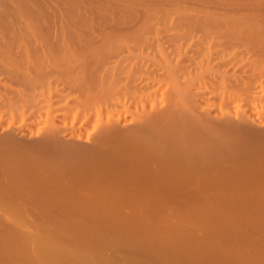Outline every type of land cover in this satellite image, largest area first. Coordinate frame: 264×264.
<instances>
[{"label": "bare ground", "instance_id": "1", "mask_svg": "<svg viewBox=\"0 0 264 264\" xmlns=\"http://www.w3.org/2000/svg\"><path fill=\"white\" fill-rule=\"evenodd\" d=\"M8 1L7 4H2L0 0V116L9 115L12 123L17 122L15 118L27 120L28 113L38 114V117L47 122L48 127L51 126V130L47 129V135L46 130L42 133L47 136L43 144L40 145L42 141L38 142V147L34 148L37 144L35 143L34 150L30 147L27 150H41L50 163L54 162L51 158L56 154H59L61 160L58 157L59 162L57 160L48 166L50 163H45L44 153L38 154L42 156L41 159L37 158L39 156L37 159L33 158L37 151L33 155L31 152L32 158L27 153L24 154L26 157L13 154V146L17 143L14 138L17 136H0V224H3L2 215L6 216L5 219L9 218L5 230L0 226V264H120L123 258H119L113 251L118 257L110 254L108 244L123 248H127L132 242L146 245L147 241L143 238L148 239L153 229L167 231L171 239L158 236L152 248L126 252L130 258L149 259L151 255L165 253L167 255L163 257V264H171L179 255V258L184 257L183 255L188 258L189 254L199 255L201 251H205L200 255L204 258L207 252L203 249L208 250L210 244L213 250L219 248V252H223L224 244L229 249L224 242H221L220 247L218 238L213 240V237L207 236L211 223H207L210 225L208 228L204 225L205 220L209 218L207 221H210L211 218L213 222V217L216 216V228L220 219H217V216L222 218L223 212L230 217L233 216L231 211L235 214L236 210L239 214V207L238 211L237 207L235 208L239 200L236 197L240 198L241 204H238L241 206L245 203L241 197H245V200L253 198L249 202L255 199V205L263 204L259 201L264 198V129L256 128L252 123L264 124V0H217L206 3L199 0L195 5L186 4L185 1L175 3V0H113L115 6L112 8V1L108 0V11L104 7L106 3L99 2V5L103 6L98 7L97 4V10L91 7L92 5L91 9L86 10L79 5L80 10L85 13L76 8L79 6H73L74 2H70V6L74 7V12L70 10L71 7L68 9L71 16L66 14L67 6L66 11L61 10L66 15L62 12L60 16L61 6L57 4L60 6L59 10L55 9L58 13L54 12L56 15H52V18L43 13L45 10L37 4L39 2L34 1L38 5L35 6L31 0L29 4L27 1ZM106 6L108 7L107 4ZM38 7L42 8L43 12ZM109 9H112V12ZM57 14H60L58 18ZM41 95L47 102V107L39 104ZM197 97L205 98L203 107L199 104L202 113L207 111L210 114L214 109L215 117L218 115L222 120L212 122L200 116L199 105L200 110L196 113ZM55 103L60 110L64 109L65 113L75 111V120L81 117H78V113H83L85 123L81 122V125L87 124L92 131L100 129L97 135H102L104 139L101 137V140L98 136L95 138L98 139L97 142H101L98 143L100 147L97 142L94 143L95 148L98 145L94 154L90 153L95 149L93 147L85 151L80 146L83 153L80 154L76 145L73 146L74 149L67 143V148L64 146L66 141L65 144L64 141L61 142L63 145L59 142L64 138H61L60 128L57 130L59 123L57 124L53 117ZM121 122H132L131 131L127 132L129 128H126L127 131L124 129L123 133L122 126L118 127V123L122 125ZM75 123L78 124L76 121ZM10 131L13 132L14 128ZM74 133H69L68 137H78L75 135L77 132ZM117 139L120 141L117 142ZM93 142L91 146H94ZM83 147L86 148L85 145ZM88 147L91 148L90 145ZM24 149L26 151L25 147ZM88 150L92 155H84ZM63 151L70 156H66ZM219 161L224 168L218 164ZM216 164L224 171L237 169L235 173L238 179H235L236 176L233 179L243 180L238 184L236 181L231 184L233 187L230 185L224 189H219L220 182H213L217 189L212 188L215 192L207 193L215 198H233L234 206L229 203L219 204L218 199L217 205V202L208 196L211 201L206 198L207 202L205 199L203 202V181L207 184L211 180L210 174L209 178L203 177L206 171V168L203 171V165H208V168L210 165L211 171ZM225 164L231 165L232 168H227ZM44 166L45 169L48 166V169L46 172L45 169L40 170V173H47V176L49 173L48 177L38 175L37 170ZM222 171L220 174H223ZM55 173L64 177L55 179ZM74 175L77 179L75 181L71 178ZM221 176L218 178L223 177ZM220 180L222 182V179ZM49 182L52 185L48 188L41 186ZM225 182H222L221 187L227 186H224ZM76 184L83 187V191L87 189V193L73 192L78 187ZM15 189L25 191L23 193L26 197L27 191L45 190L43 194L36 192L32 197L36 199L35 202L34 199L27 198L31 204L33 202V209L41 213L40 219L33 222L26 219L25 214L29 206L18 201L21 191L17 190L19 193L16 194ZM223 200L224 198L221 202ZM246 201L248 202V199ZM247 202L246 205H249ZM60 205L74 213L73 216L78 214L82 217L78 221L72 219L64 222L60 219L54 223L49 222L48 218L46 219L50 218L48 213L58 210ZM243 208L242 214L245 212ZM256 208L260 211V208ZM254 209L252 211H255ZM215 211L222 213L215 214ZM173 212L181 213V220L177 222L179 224L171 227L169 220L165 218ZM227 212H231V215ZM126 213L131 217L128 218ZM160 213L167 214H164L165 218L161 216L163 219H159ZM188 213H191L190 216ZM209 213L215 215L211 217ZM242 214L240 213V216ZM244 215L242 216L246 219L247 216ZM206 216L210 217L203 220ZM233 218H228L227 223H223L228 225V221ZM242 220L241 218L239 222H246ZM232 222L230 224H234ZM236 222L238 224V221H235L237 226ZM190 223L200 225L199 228L202 224V229H207L205 241L209 242L208 248H203L202 244L200 246L203 249L199 245L195 248L193 244L191 247L194 249L188 247L190 238H193L189 237L192 231L189 229V226H192ZM185 224H189V228H186ZM243 224L246 223L237 227L244 229ZM226 228L223 231L219 228L217 231L224 232ZM136 229H142V233L143 230L147 232V229L151 232L147 235L148 238H145L147 233L145 236L142 233L132 235L130 231L135 233ZM110 230L114 231L111 233ZM64 232L71 235L67 238L73 243L72 250L67 249L66 244L60 240ZM188 237L189 240H186ZM68 239L66 243H69ZM193 240L194 238L192 243H195ZM225 240L222 238V241ZM71 242L69 244H72ZM185 245L188 248L184 247ZM242 245L237 249L247 252ZM246 246L249 247L247 244ZM210 248L208 255L219 253L217 249L215 252ZM239 250H235L236 254L244 256V252L240 254ZM230 254H234L233 251L228 257ZM258 254L262 259L263 254ZM217 255L219 258L222 256ZM217 255L213 258L218 257ZM237 255L234 257L237 258ZM222 257L224 259H220L225 260V257ZM219 258L216 263L222 264L223 261L220 263ZM241 259L240 257L236 262ZM246 259L248 260V257ZM189 260L193 263L194 259ZM199 260L201 258L198 257ZM212 260L207 261H210V264ZM232 260L233 258L231 262ZM252 261L253 259L251 263Z\"/></svg>", "mask_w": 264, "mask_h": 264}, {"label": "rangeland", "instance_id": "2", "mask_svg": "<svg viewBox=\"0 0 264 264\" xmlns=\"http://www.w3.org/2000/svg\"><path fill=\"white\" fill-rule=\"evenodd\" d=\"M17 1H19V2H21V1H22V2H26V1H27L26 3L29 4V1H30V0H17ZM17 1H16V2H17ZM34 1H35V3L39 2V3H37V4H40V7L43 6L42 8H43V10H45V12H43L42 8H39V7H38V8L41 9V11H42L45 15L50 16V17H51L52 15H56V14H54V12H57V13H58V11H57V10L55 11V9H58V7H60V6H61V7L64 6V7H62V8L60 7V11H59V13H61V15H60V14H57L56 18H58V15L62 16V12L65 14V12H64V11H61V10L63 9V10L66 11V9H65L66 7H65V6H67V10H68L69 7H71L70 5H72L73 2L75 3V4L73 3V4H74L73 6H75V5H76V6H79V5L81 6V5H82V7L85 8V10H86V8H87V9H91V8H90L91 5H92L91 7H95L94 9L97 10V9H96V5H97V4H98L97 6L99 7V6H103V5H99L100 3H101V4L106 3V4L108 5V7L106 6V4H104V7H106L105 9H106V11H108L107 9L109 8V3H110L109 1H112V5H111V3H110L111 8H112L113 4H115V3H114L115 1H113V0H109V1H108V0H74V1H73V0H49V1H48V0H37V1H36V0H31L30 2H31L32 4H35ZM42 1H43V2H42ZM45 1H46V2H45ZM51 1H53V2H51ZM103 1H104V2H103ZM106 1H107V2H106ZM172 1H173V0H172ZM177 1H179V2H180V1H181V2L183 1V2H184V1H185L184 3H186V4L188 3V4H192V5H195V4H196V1H197V2H200L199 0H175L174 2L176 3ZM214 1H217V0H203V3H206V2H214ZM8 2H9L8 0H1V3H2V4H7ZM50 2H51V3H50ZM54 2H56V3H55L56 5L54 4ZM57 2H58V3H57ZM59 2H60L61 4H59ZM70 2H72V3H70ZM90 2H91V3H90ZM94 2H95L96 4H94ZM97 2H98V3H97ZM99 2H100V3H99ZM183 2H182V3H183ZM31 3H30V5H31ZM41 3H43V4L41 5ZM46 3L49 4V5H47ZM67 3H68V4H67ZM69 3H70V4H69ZM45 4H46L47 7L45 6ZM57 4L60 5V6H58ZM51 5H52V7H51ZM68 5H69V6H68ZM86 5L89 6V7H85ZM94 5H95V6H94ZM35 6H38V5L35 4ZM35 6H34V7H35ZM53 6H54V8H53ZM55 6H57V8H56ZM73 6H72L71 9H70L71 11L73 10L72 8H74ZM76 6H75V7H76ZM80 6H79V8H78V7H76V8L80 10ZM114 6H115V5H114ZM114 6H113V7H114ZM35 8H37V7H35ZM76 8H75V10L77 11ZM52 9H54V11H53ZM49 10H50L51 12H50ZM58 10H59V9H58ZM85 10H84V11H85ZM109 10H111L110 12H112V9H109ZM52 11H53V12H52ZM71 11H70V12H71ZM80 11H81V13H85V12H82V9H81ZM49 12L52 13V14H50ZM70 12H69V10H68V12L66 11V14L68 13V14L71 16ZM73 12H74V10H73ZM78 12H79V11H77V13H78ZM96 13H97V12H96ZM108 13H109V12H108ZM48 14H50V15H48ZM66 14H65V15H66ZM68 14H67V15H68ZM65 15H64V17H66ZM93 15L95 16L96 14H93ZM97 15H98V13H97ZM60 16H59V17H60ZM90 16H91V15H90ZM98 16H99V15H98ZM98 16H96V18H97ZM53 17H55V16H53ZM51 18H52V17H51ZM55 95H56V94H54V96H55ZM54 96H53V97H54ZM57 97H58V96H56V98H57ZM42 98H43V97H42V95H41V99H40V103H39V104H40L41 106H43V105L46 106L47 102L44 101V98H43V99H42ZM53 99H55V97H54ZM198 99H199L200 102H202V103L198 102V101H199ZM58 100H60L59 97H58ZM203 100L205 101V98H203V97H202V98H201V97H197V102H196V105H195V111H197L196 113L199 112V110H200L199 107H201V106L203 107V102H204ZM55 101H57V99H55ZM41 102H42V103H41ZM45 102H46V103H45ZM57 102H58V101H57ZM43 103H44V104H43ZM204 103H205V102H204ZM57 104H58V103H57ZM60 104H62V103L60 102ZM60 104H58V105H60ZM199 104H200L201 106H200ZM55 105H56V103L53 105V107H54V109H55V110H54V114H53L54 116H53V117H54L55 121H57V124L59 123V126H58L57 130H59V128H60L59 131H61L60 133H62V137H61V138H62V139L64 138L62 141H61L60 138H59V140H60L59 142L61 143V142L64 141L63 144H65V141H66V144H65L64 146L67 147V148H69V146H66V145H68L67 143H69V145L71 144L70 147H72V148H74V149H75V147H76V148H78L79 150H80V146H82V147H81V149L83 148L82 150H85V149H86V150H87V149L91 150L92 147L95 148V144H94V143H96L97 140H98V139H95V138H97V136H98L97 134H99L98 132H100V129H99V128H98V129H94V128H92V129H94V131H92V130H91V127L89 128V126H88L87 124H85V125H81V122L84 121V117H83L84 114H83V113H78V114H79V115L77 114L78 117H79V116H81V117L76 118V120H75V119H73V118H74V115H75V114H74L75 111H71V112H68V111H67V112H66L67 114H66L64 109H63V110H60V109H59L60 107L57 106V105H56L57 107H55ZM198 105H199V107H198ZM44 106H43V107H44ZM47 106H48V105H47ZM47 106H46V107H47ZM43 107H42V109H44ZM46 107H45V109H46ZM58 107H59V108H58ZM202 107H201L200 112L198 113V114H200V116H203L204 118H206V119H208L209 121H212V122H216V121L219 122V121L222 120V117H219L218 115H217V118L215 117L216 115H214V113H215V112H214V109H213V113H211L212 111L210 112V114L207 113V111H206V112L203 111V113H202V112H201V111H202ZM56 108H57V109H56ZM198 108H199V109H198ZM45 109H44V110H45ZM196 109H197V110H196ZM60 111H62V112L64 111V112L62 113V112H60ZM215 111H216V110H215ZM72 112H73V114H72ZM201 113H202V114H201ZM28 114H29V115L27 116V117H28L27 120H24V121H23V120L20 119V118H17V119L15 118V120H17V122L14 121V122H12V123L10 122L11 117H8L9 115H5V114H4L3 116H0V136H1V137H4V136H6V135H8V136H9V135H10V136H17V138H16V137L14 138L15 141H16L17 143H16V146H13V147H14V150L12 151V153H13V154L15 153V154H17V155L20 154V156H22V157H26V155H24V154L27 153V155L30 156V157L32 158V157H33L32 155H33V154H36L35 152L37 151L36 156L34 155V157H33V158L35 159L37 156H39V155H41V154L43 155L44 152H42L41 150H40V152H39V150H37V149H36L35 151H30V152H29V150H30V148H32L31 150H34L33 147H34L35 143H37V144L35 145L34 148H37V147H38V146H37V145H38V142L40 143V142L42 141V142L40 143V145L43 144L44 139H45V138L47 139V136H46V135H47L48 131L51 130V126L49 125V127H50V128H49L48 125H47V122H45V120H43V118L38 117V114H34L35 116H37L36 118H35V116H34L33 114H32V115H30L31 113H28ZM70 114H71V116H70ZM204 114H205V115H204ZM57 115H58V116H57ZM208 115H209V116H208ZM30 116H31V117H30ZM65 116H66V117H65ZM5 117H6V118H5ZM57 117H58V118H57ZM62 117H63V118H62ZM69 117H70V118H69ZM30 118H31V119H30ZM32 118H33V119H32ZM37 118H40V119L37 120ZM65 118H66V121H64ZM68 118H69L70 120H71V118H72V120L70 121ZM209 118H210L211 120H210ZM220 118H221V119H220ZM4 119H5V120H4ZM35 119H36V120H35ZM79 119H80V120H79ZM1 120H2L3 122H2ZM31 120H32V122H31ZM42 120H43V121H42ZM58 120H60V121H58ZM67 120H68V121H67ZM77 120H78V121H77ZM218 120H219V121H218ZM33 121H35V122H33ZM37 121H39V123H38ZM40 121H41V122H40ZM75 121L78 122L79 125H78L77 123H75ZM60 122H61V123H60ZM64 122H65V123H64ZM9 123H10V125H9ZM14 123H16V125H15ZM26 123H27L28 125H27ZM29 123H30V124L33 123V124L30 125ZM36 123H37V124H36ZM63 123H64V125H63ZM71 123H72V125H71ZM73 123H74V124H73ZM84 123H85V122H83L82 124H84ZM126 123H129V122H126ZM126 123H125V122H123V123L121 122L122 125H120V123H118V127L120 126L119 128H121V126H122L121 131H123V133H125V132H124V129H125V131H127V129L129 128L127 132H130L131 129L133 128V127H132L133 125L131 124L132 122H130L131 126H129L130 124H126ZM13 124H14V125H13ZM19 124H20L21 126H23L25 129H24L23 127H21ZM40 124H41V125H40ZM123 124H124V125H123ZM252 124H253V126L255 125L254 127H256V128L264 129V124H263V125L255 124V123H252ZM12 125H13V127H11ZM36 125H37V126H36ZM61 125H62V126H61ZM66 125H68V126H66ZM69 125H70V126H69ZM76 125H77V127H76ZM16 126H17V127H16ZM28 126H29L30 128H29ZM38 126H39V127H38ZM45 126H46V127H45ZM60 126H61L62 128H61ZM63 126H64V127H63ZM84 126L86 127V129H85ZM91 126H92V125H91ZM260 126H261V127H260ZM26 127H27L28 129H27ZM35 127H37V128H36V132H35V129H34ZM65 127H66V128H65ZM79 127H80V128H79ZM81 127H82V129H81ZM13 128H14V131H13ZM17 128H18V129H17ZM63 128H64L66 131H64ZM71 128H72V129H71ZM78 128H79L80 131L78 130ZM126 128H127V129H126ZM32 129H33V130H32ZM37 129H38V130H37ZM47 129H48V131H47ZM67 129H68V130H67ZM69 129H70V130H69ZM10 130H12L14 133L11 132ZM16 130H17V131H16ZM45 130H46V135L44 134V136H43L42 133H43V132L45 133ZM81 130H83V131H82L83 134H81ZM23 131H24V132H23ZM33 131H34V132H33ZM73 131H74L75 133H76V132H77V133L75 134ZM78 131H79V132H78ZM84 131H85L86 133H85ZM90 131H91V132H90ZM2 132H3V133L6 132V133H5V134H2ZM64 132H65V133H64ZM94 132H95V133H94ZM15 133H17V134H15ZM22 133H23V134H22ZM31 133H32V134H31ZM57 133H58V131H57ZM60 133H59V134H60ZM69 133H70V134H71V133H74V134L77 135L78 137H72V138H70V137H68V136H70V135H68ZM89 133H90V134H89ZM59 134H58V135H59ZM64 134H66L67 136L64 135ZM80 134H81L83 137H82ZM63 135H64V136H63ZM79 135H80V137H81V140H80ZM42 136H43V137H42ZM60 136H61V134H60ZM60 136H59V137H60ZM65 137H66V139H65ZM84 137H85V138H84ZM98 137H100L99 139H101V140H102V138H103L102 135H100V136H98ZM101 137H102V138H101ZM39 138H40V139H39ZM69 138H70V139H69ZM73 138H74V140H73ZM117 138H118V137H117ZM19 139H20V141H19ZM67 139H69V141H67ZM78 139H79V140H78ZM84 139H85V140H84ZM103 139H104V138H103ZM94 140H96V141H94ZM118 140H119V139H117V142H118ZM120 140H121V138H120ZM120 140H119V141H120ZM18 141H19V142H18ZM21 141H22V142H21ZM46 141H47V140H45V142H46ZM93 141H94V142H93ZM99 141H100V140H99ZM99 141L97 142V144L99 143ZM45 142H44V143H45ZM92 142H93V145H94V146H91V145H92ZM100 142H101V141H100ZM20 143H21L22 145H23V144H26L27 146H25V145L22 146ZM30 143H32V144H30ZM61 144H62V143H61ZM63 144H62V145H63ZM73 144H74V145H73ZM30 145H31V146H30ZM75 145H76V146H75ZM84 145L86 146V148L83 147ZM89 145H90L91 148L88 147ZM98 145H99V144H98ZM98 145H97V146H98ZM21 146H22V148H21ZM73 146H75V147H73ZM77 146H78V147H77ZM97 146H96V148L100 147V145H99L98 147H97ZM106 146H107V145H106ZM106 146H104V148H106ZM15 147H16V149H15ZM19 147H20V148H19ZM24 147L26 148V151H27V152L25 151ZM28 147H30V148L27 150ZM96 148L92 150L93 152L90 151V153L94 154L95 151H97ZM102 148H103V147H102ZM107 149H108V148H106V150H107ZM82 150H80L79 153H80ZM86 150H85V151H86ZM89 150H88V153H85V152L83 151V152H84V155H86V154H89L88 156L92 155V154L89 153ZM67 151H69V150H67ZM102 151L104 152L105 149L102 150ZM31 152H32V155H30ZM28 153H29V154H28ZM63 153L65 154L66 152L63 151ZM79 153H78V156L81 157V155H79ZM38 154H39V155H38ZM44 154H45V153H44ZM68 154H69V153H68ZM70 154H71V153H70ZM73 154H74V153H73ZM73 154H71V155H73ZM80 154H83V153L81 152ZM65 155H66V154H65ZM44 156L46 157V154L43 155V157H44ZM51 156H52V155H51ZM66 156L69 157L70 155H66ZM73 156H75V155H73ZM78 156H77V157H78ZM82 156H83V155H82ZM41 157H42V156H41ZM41 157L39 156V157H37V158L41 159ZM58 157H59L60 160H61V157L59 156V154H56V155L52 156L51 159H52L54 162H55V161L57 162V160H58V162H59V158H58ZM64 157H65V156H64ZM68 157H66V158H68ZM37 158H36V159H37ZM44 159H45V158H44ZM52 160H50V161H52ZM48 162H49V159H48V161H47V157H46V162H45V163H48ZM54 162H51V163L53 164ZM56 162H55V163H56ZM224 162L226 163L225 160H224ZM229 162H230V161H228V163H229ZM49 163H50V162H49ZM51 163L48 164V166H49V165H52ZM219 163H220V161L218 162V164H219ZM222 163H223V160H222ZM222 163H220V164H221L220 166H221V167L223 166V168H224V165H223ZM48 166H47L46 169H45L46 166H44L43 168L37 170V172L39 173L38 175H40V176L43 175L42 177H44V176L48 177V176H49V173H48V176H47V173H46V175H44V173L42 174V172L40 173V170L42 171V170H44V169H45L44 171L46 172V170L48 169ZM207 166H208V165H203V171H204V169L206 168V169H205L206 171H204L205 173L203 174V177L205 178V176L208 177V176L211 175V176H210V179H211V180L209 179L210 182H208L207 184L203 181V185L205 186V187H204L205 189L203 188V202H204V199L206 200V198H207V200H208V197H209V199L213 200L215 203L217 202V203H216L217 205H219V204H221V203H227V204L229 203V204H232V205L234 206V205H235V202H234L235 200H234L233 198H232V199L230 198V200H231V201H230L229 198L222 197V199L224 198V200H223V202H221L222 199H221L220 196H218V197L215 198L213 195L211 196V195H209V194H212L213 192H215V190L212 191V190H213L212 188L215 189V188L217 187L216 184L219 183V182H220V184H218V185L220 186L219 189L227 188V187H229L232 183L235 184V182H236L237 180L235 181V180L233 179V177L236 176V173H235V172H236L237 169H233V170L231 169V170H230L231 172H229V171L226 169V167H227V166H228V167L230 166L229 169L232 168V167H231V165H229V164H228V165L225 164V166H226L225 169H226V170L224 171L223 168H220V166L218 167V165L216 164L215 166H213L214 168L212 167L213 169H211V171H209V169H210L211 167H210V165H209V168H208ZM216 166H217L218 168H216ZM228 167H227V168H228ZM207 168H208V170H207ZM219 168H220L221 171L223 170V171H222L223 174H224V172H225L226 175L224 174V176H223V174H220L221 171L219 170ZM27 170H28V172H29V168H27ZM234 170H235V171H234ZM233 171H234L235 174L233 173ZM226 172H227V173H226ZM229 173H233V174H229ZM208 174H210V175H208ZM228 174H229V175H228ZM51 175L53 176V174H51ZM57 175H58V174L55 173L53 177H54L55 179H56V178H57V179H61L62 176L64 177V175H62V174H59L58 176H57ZM219 175H220V176H221V175L223 176V177L221 176L222 178H220V179H222V182H223V181H224V182L226 181V182H225L226 184L223 183L224 186L227 185L226 187H221V186H223V185H222L221 180L218 178V177H220ZM227 175H228V177H227ZM232 175H234V176H232ZM55 176H56V177H55ZM76 176H77V175H76ZM230 176H231L232 179H230ZM50 177H51V176H50ZM50 177H49V178H50ZM58 177H60V178H58ZM70 177H71V176H70ZM78 177H79V176H78ZM78 177H77V178H78ZM211 177H212V178H211ZM225 177H226V178H225ZM236 177H237V176H236ZM51 178H52V177H51ZM54 178H52V179H54ZM71 178L74 179L73 181L77 180V179H75V178H76L75 175H74L73 177H71ZM204 178H203V180H204ZM208 178H209V177H208ZM213 178H214L215 180H212ZM217 179H218V180H217ZM224 179H225V180H224ZM228 179H230V180H229V181H230V184H228V183H229V182H228ZM235 179H238V177L235 178ZM219 180H220V181H219ZM231 180H233L234 182H232ZM241 180H243V179H241ZM241 180H238L239 182L237 181L236 183H237V184L240 183ZM73 181H72V182H73ZM213 182H216V184H215V183L212 184ZM50 183H51V182H49V183H44L45 185H44V186L41 185V186H42V187L47 186V188H48V186L52 185V183H51V184H50ZM76 183H78V182H76ZM204 183H205V184H204ZM6 184H10V182H6ZM46 184H47V185H46ZM78 184H79V183H78ZM76 185H77V184H76ZM215 185H216V186H215ZM77 186H78V187H76V188L74 189L75 191H73V192H77L78 194H80V193H82V192H83V193H84V192L87 193V189H86V191H83V190H85L83 187H79V185H77ZM207 186H208V187H207ZM210 186H211V187H210ZM231 187H233V185H231ZM234 187H235V186H234ZM216 189H217V188H216ZM17 190H18L19 192L21 191L22 193L25 192V191H22V190H19V189H15L14 191H16V194L19 193ZM204 190H205V191H204ZM32 191H33V194H32ZM32 191H29V192L27 191V192H26V194H28L27 197L24 195V193L21 194V192H20L21 197L18 198V201L23 202V203H26V204L29 206V209H27L29 212L33 211V212H31L32 214L29 213L28 211H26V212H27V213L25 214V215L27 216L26 219H27V220L30 219L29 222H30V221H32V222H33V221H37L38 219L41 218V217H39V216H41V215H40L41 213H39L38 211L34 210L33 207H32V204H33V202H35L36 199L33 198L34 201H33V202L31 201L32 204L30 203L29 200H33L32 197H34V196L36 195V192H38L39 194H43L45 190H43V189H39V190H37L36 192H35L34 190H32ZM209 191H210V193L208 194L207 192H209ZM12 192H13V191H12ZM30 192H31V193H30ZM79 192H80V193H79ZM211 192H212V193H211ZM14 193H15V192H14ZM83 193H82V194H83ZM29 194H30V195H29ZM75 194H76V193H75ZM20 195H19V196H20ZM24 196H25L26 198H24ZM207 196H208V197H207ZM210 197H211V198H210ZM212 197H214L215 200H214V198H212ZM219 197H220V198H219ZM20 198H21V199H20ZM27 198H28V199L30 198V199L28 200ZM236 198H238V199L240 200L239 197H236ZM217 199H218V201L220 202L219 204H218ZM247 199H248V202H249V201H251L253 198H252L251 200H250L249 198H246V200H247ZM257 199H258V198H257ZM257 199H256V200H257ZM260 199L263 200V201H259V202H261L260 204H262V203L264 204V198H260ZM260 199H258V200H260ZM25 200H28V202H29L30 204H29L28 202H26ZM207 200H206V202H207ZM211 200H208V201H211ZM227 200L230 201L231 203L228 202ZM239 200H238V203L241 202V201L239 202ZM241 200H242V202H245L244 204H243V203H242V204H243L244 206H246L248 209H246V207H244V206L242 205V206L244 207V208H243V207L240 205L241 203H240V204L237 203L236 206H235V208L237 207L236 209H237V211H238V207H239V212H238L239 214L236 213V210H235V214H234V211H231V212H233V213H231V212H230V213H231V214L234 216V218L238 221V224H237V222H236L237 226H239V224H242V223H246V224H243V225H244V229H245L246 227L249 226L248 228H246V230H244L243 227H239V228H238V227L235 225V221H236V220H234L233 216H232V217L227 216L226 213H224V212H223V215L219 214V215L222 216V218H221L220 216H219V217L217 216V219L220 218L218 221H221V223H222L223 225H222L220 222H218L217 219H216L217 224L219 223L220 225L218 226V225L216 224V228H215L214 223H216V222H215V218H216V216H215V218H214L213 215H215L216 213H219V212L222 213V211H215V214H214V213H212V214L209 213V215L211 214L210 216L213 217V219H214L213 222H212V219H211V218H210V221H207V220L209 219L208 217H210V216H208V217L206 216V218L203 219V220H205V219L208 218L207 220H205V225H204V226H207V227H205V228H208V227L210 226L209 224L211 223V227L208 228V231H209V229H210V232H209V233L207 232V236L210 237V238L213 237V240L216 239V238H218L219 240H217V239H216V240L221 244V246L219 245L220 247H222V243H223V242L226 243V245L229 246V249H228V247H226L225 244L223 243V244H224V246L222 247V248H223V249H222L223 252H221V250H220V252H219V251H218L219 248H216V249H217V252H219V253H217V254H220V256L222 255V253H224V251H226V252L222 255V256L225 257V260L220 259V258H223V257L221 256V257L219 258V255H217V254H216V255H217L218 257L213 258V257L216 256L215 253H214V255H213V254L208 255V250H209L210 247L212 248V245L210 244V245H209L210 247H209V248L207 247V244H209V242L206 243L207 240L205 241V239H207V236H206V231H207V229H206V230H205V229H202V228H203V225H202V224H201L202 227H200V228L198 227V226H200V225H196V224L194 225V224L190 223V225L192 224V226H189V224H185V227H186V228H189V227H190L189 229L192 230V231L189 233V237H192V236H193V238H194V240H195V241L193 240V242H195V243H192L191 240H192L193 238H190L191 240H189V237H188V239H186V238H187V237H186L185 239L190 241V243H189L190 246L187 244V241L184 239V241H186L185 244L188 245V247H190L191 249H194V247H193V248L191 247V246H192L191 244L195 245V248H196V245H199V246H200L201 244L204 245V246L201 245L203 248H208V250H207V249H203V248L200 246L203 250H206L207 253L205 254V256H206L207 260H210V259L212 260V258H213V260L215 259V261L212 260L213 262L211 261L210 264H212V263H213V264H219V263H216V261H218V258H219V260H220L219 262L222 263V261H223L224 264H243L244 261H245V259H246L247 257H248V260L246 259V261H245L244 264H246V262H247V264H248V263H250V264H253V263H254V264H255V263H256V264H264V260H263V259H264V205H263V204L261 205V206L263 207V208L261 209V206L259 205V203H258V205H255V203L257 204V202L255 201V199L252 201V202L254 203V205H251V204H253L252 202H249V205H248V204L246 205V202H247V201L245 200V197H241ZM243 200H244V201H243ZM258 200H257V201H258ZM236 201H237V199H236ZM254 201H255V202H254ZM248 202H247V203H248ZM215 203H214V204H215ZM30 206H31V207H30ZM248 206H249L250 208H249ZM251 206H253V208H251ZM255 206L258 207V208H260V211H258L259 209H257ZM63 207H64V206L60 205L59 207H57L58 210H56V209L54 208L55 210H51V212L49 211L50 213H48V216H50V218L45 216L46 219L48 218V221H49V222L54 223L55 221L60 220V219H61L62 221H64V220L67 221V220H68V222H69V220L72 221V219H74L75 221H76V219H77V221H78V219L80 220V218L82 217L81 215H78V214L76 215L77 217H76V216H73V215H75L74 213H70V210H69L68 208H66V207L63 208ZM241 207L244 209L243 211H245V212H243V214H242V211H241V209H242ZM65 208H66V209H65ZM254 208H255V209H254ZM62 209H63V211H61ZM250 209H251V210H250ZM252 209H254L255 211H252ZM256 209H257L258 213H256V212H257ZM59 210H60V211H59ZM65 210H67V211H65ZM247 210H250V211H252V212H250V211L247 212ZM54 211H55V212H54ZM127 211H128V210H127ZM37 212H38V213H37ZM56 212H57V213H56ZM60 212H61L62 214H61ZM63 212H64V213H63ZM128 212H129V211H128ZM211 212H212V211H211ZM213 212H214V211H213ZM259 212H260V213H259ZM54 213H55V214H54ZM65 213H66V214H65ZM67 213L70 214V215H68ZM169 213H171V212H169ZM227 213H229V212H227ZM230 213H229V215H231ZM240 213H241L242 215H244V213H247V214L244 215V216H247L246 219L252 217L253 220H252V219H250V220L247 219L248 221H252V222H248L246 219H244V217H243L242 215L240 216ZM251 213H252L253 215H252ZM27 214H28V215H27ZM57 214H58V215H57ZM126 214H127V213H126ZM126 214H124V216H125ZM164 214H167V213H164ZM164 214L160 213V215H159L160 218H159V216H158V218H159V219H163L161 216H164V218H165L166 215H164ZM188 214H189V216H190L191 213H188ZM250 214H251V215H250ZM34 215H36L37 217L34 216ZM55 215H56V216H55ZM59 215H61V216H59ZM180 215H181V213L179 214V213L173 212V214H170V215L167 214V217H166L165 219H168V220H169V221H168V222H169L168 224H169L171 227H173L172 225L175 226V224H179V223H177V222H179V220H181V219H180V218H181ZM185 215H186V213H185ZM225 215L227 216V218H225ZM249 215H250V216H249ZM257 215H258V216H257ZM4 216H5V215H2V218H3V219H2V221H3L2 223H3V224H0V226L2 225L1 227H2L3 229L5 228V226L8 227V224H9V218H8V219H7V218L5 219L6 216H5V217H4ZM33 216H34L36 219H35ZM126 216H127L128 218L131 217V215H128V214H127ZM129 216H130V217H129ZM236 216H238V217L236 218ZM253 216H255V218H254ZM7 217H8V216H7ZM66 217H67V218H66ZM70 217H71V218H70ZM78 217H79V218H78ZM127 217H124V219H126ZM168 217H169V218H168ZM186 217H187V216H186ZM239 217H240V218H239ZM128 218H127V219H128ZM191 218H192V217H191ZM228 218H233L234 222H232V221H233L232 219H230V220H232L231 222L234 223V224H230V223H231V222H229L230 220L228 221V225L224 224L223 222L226 221V223H227ZM238 218H239V219H238ZM241 218H242L243 220H246V222L244 221V222L240 223L239 220L241 221ZM261 218H262V219H261ZM256 219H257V220H256ZM74 220H73V221H74ZM243 220H242V221H243ZM260 220H261V221H260ZM6 221H7V222H6ZM65 221H64V222H65ZM253 221H254V222H253ZM256 221H257V222H256ZM208 222H209V224H207ZM7 223H8V224H7ZM187 223H188V222H187ZM251 223H253V224H251ZM259 223H261V224H259ZM168 224H167V225H168ZM212 224L214 225V227H213ZM248 224H249V225H248ZM51 225H53V224H51ZM167 225H166V226H167ZM169 225H168V226H169ZM186 225H187V226H186ZM193 225H194V227H193ZM208 225H209V226H208ZM224 225H225V226H224ZM247 225H248V226H247ZM176 226H178V225H176ZM188 226H189V227H188ZM195 226H196L197 228H196ZM226 226L229 227V228H231V229H233V230H229V228L227 229ZM240 226H241V225H240ZM1 227H0V230H1ZM212 227H213L214 229H212ZM195 228H196V229H195ZM219 228L221 229L220 231H223V229L226 228V229L224 230V232H225V233L228 232V234L226 235L224 232H219V231H217V230H219ZM194 229H195V230H194ZM211 229H212V230H211ZM239 229H240V231H239ZM4 230H5V229H4ZM136 230H137V229H136ZM148 230H149V229H147V232H146L145 230H143L144 233H142V229H141V230L138 229L137 231H135V233H134V231H130V232L132 233V235H137V234L142 233V235L145 236V234L147 233L146 236H145V238H146L147 235L152 231V234H153V235H152V234H151V235H148V236H149V238L147 237L148 239L145 240V239L142 237L143 240H144L145 242L147 241V242H146V245H140V244H138V243H136V242H135V243L132 242V243H129V244H128L127 248H123V247H121V246L119 247L118 245H117L118 247H116L115 244L113 243L114 245H111V246L108 244V246H109V247L107 248V249H109L108 252H109L110 254H112L113 252H115V253L119 256V258H123V259L120 260V264H163V257L167 255V254H165V253H164V255H158V254H156V255H151V256L149 257V259H148V258H144V259H134V258H130V257L128 256L129 253H126V252H130V253H132V251L140 250V249H142V248H143L144 250H145V249H150V248H152V246H155L156 238H157L158 236H160V237H165L166 239H171V235H170V233H168L167 231H165V230H163V229H153V230H151V231L149 230V232H148ZM227 230H228V231H227ZM111 231H114V230H110V232H111ZM216 231H217V232H216ZM226 231H227V232H226ZM229 231H230V232H229ZM231 231H232V232H231ZM261 231H262V233H261ZM214 232H215V233H214ZM236 232H237V233H236ZM107 233H109V231H107ZM111 233H112V232H111ZM193 233H194V234H193ZM243 234H244V237H243ZM260 234H261V236H260ZM69 235H70V234H69L68 232H67V233H66V232L62 233V235H61V238H62V239H60V240L66 244V246L68 247V248L66 247L67 249L71 248V250H72V248H73V247H72L73 243L68 239V238L71 237V235H70V237H69ZM142 235H141V236H142ZM194 235H195V236H194ZM204 235L206 236V238H204V237H205ZM239 235H241V236H239ZM248 235H249V236H248ZM257 235H258V236H257ZM262 235H263V236H262ZM65 236H66V238L68 237L67 239L69 240V243L71 242L72 244L66 243V242H68V241H66L67 239L65 238ZM150 236H151V237H150ZM232 236H233V237H232ZM245 236H246V237H245ZM231 237H232L233 239H232ZM236 237H237V238H236ZM137 238H138V237H136V240H137ZM198 238H199V240H198ZM222 238H223V240H225V239H226V240H225V241H222ZM257 238H258V239H257ZM259 238H260V239H259ZM63 239H65V240H63ZM208 239H209V238H208ZM249 239H250V241H248ZM255 239H256V240H255ZM262 239H263V240H262ZM56 240H59V238H56ZM200 240H203V241H200ZM220 240H221V241H220ZM227 240H228V241H227ZM234 240H235V241H234ZM236 240H237V241H236ZM239 240H240V241H239ZM198 241H200L201 243H200V242L198 243ZM208 241H210V240H208ZM238 241H239V242H238ZM251 241H252V243H251ZM255 241H256L257 243H256ZM258 241H259L260 243H258ZM221 242H222V243H221ZM235 242H236V243H235ZM237 242H238L240 245H242L240 242L245 243V244L242 245V247L244 246L243 248H244L245 251H247V252H244V250H243L242 252H240V250L237 249V248L240 246L239 244H237ZM249 242H250L251 245L253 244L252 247H251V245L249 244ZM196 243H198V244H196ZM205 243H206V244H205ZM234 243H235V245L237 246L236 248L234 247L235 245H234V246L232 245V244H234ZM261 243H263V245H262ZM110 244H111V243H110ZM246 244H247L249 247H247ZM186 245H185L184 247H187ZM214 245H215V244H214ZM217 245H218V244H217ZM255 245H256V246H255ZM112 246H113V247H112ZM219 246H218V247H219ZM258 246L260 247L259 249H258ZM188 247H187V248H188ZM225 247H226L228 250H227ZM256 247H257V249H256ZM74 248H75V247H74ZM112 248H113V249H112ZM116 248H117V249H116ZM120 248H121V249H120ZM190 248H189V249H190ZM211 248H210V250H213V248H212V249H211ZM243 248H242V249H243ZM246 248H248V249H246ZM251 248H252L253 250H252ZM118 249H119V250H118ZM216 249L214 248L215 252H216ZM231 249H234V250H232L234 254H232V255L230 254V255H229L230 257H228V254H229L230 252L232 253ZM249 249H251V250H249ZM262 249H263V250H262ZM214 250H213V251H214ZM235 250H236V251L239 250L240 254H241V253L243 254V252H244V256H246V258H245L244 256H242V255H239V256L242 258L241 261H242L243 263H242L241 261L239 262L240 257L236 254ZM257 250H259L260 252H258ZM112 251H113V252H112ZM120 251H121V253H120ZM255 251H257L258 253H261V255L263 254L262 259L259 258L260 254H258V253L255 252ZM69 252H72V251H69ZM202 252H203V251H201V253H202ZM204 252H205V251H204ZM204 252H203V254H204ZM209 252H210V251H209ZM211 252H212V251H211ZM211 252H210V253H211ZM239 252H238V254H239ZM253 252H255V253H253ZM115 253H113V254L116 255ZM118 253H120V254H122V255H120V254H118ZM123 253H124V254H123ZM125 253H126V254H125ZM201 253H199V255L196 253V254H197V257H196V254H195V253H194L195 257H194V255H192V254H189V256L186 254L188 258H186L185 255H183L184 257H180V258H179V256H181V255H179L178 258H176V257H177V256H176L175 259L172 260V263H171V264H190V262H191V264H198V263L203 264V262H204V263L206 262L205 264H207V263L209 264L210 261H207L206 258H205V256H203L204 258H202V256L200 257V255H202ZM212 253H213V252H212ZM227 253H228V254H227ZM245 253H247V255H246ZM127 254H128V255H127ZM235 254L237 255V258H235V257H236ZM248 254H249V255H248ZM117 255H116V257H118ZM190 255H191V258L194 259V260H193V263H192V260H189V259H191V258H190ZM212 255H213V256H212ZM225 255H226L227 257H226ZM122 256H123V257H122ZM192 256H193L194 258H193ZM234 256H235V257H234ZM256 256H257L258 258H257ZM198 257L201 258V260H202L203 262H202L201 260L198 261ZM231 257L233 258V260L236 259L235 261L232 260V262H234V263L231 262V259H232ZM238 257H239V258H238ZM249 257H250V258H249ZM252 257H253V258H252ZM209 258H210V259H209ZM226 258H229V259H226ZM243 258H245V259H243ZM185 259H186V260H185ZM195 259H196L197 261H195ZM204 259H205V260H204ZM223 259H224V258H223ZM237 259H239V260H238V263L236 262ZM252 259H253V261H252V263H251V260H252ZM221 260H222V261H221ZM226 260H227V261L229 260L228 263H226V262H227ZM243 260H244V261H243ZM256 260H257V261H256ZM224 261H226V262H224ZM195 262H198V263H195ZM235 262H236V263H235ZM260 262H261V263H260ZM0 263H1V262H0ZM223 263H222V264H223Z\"/></svg>", "mask_w": 264, "mask_h": 264}]
</instances>
